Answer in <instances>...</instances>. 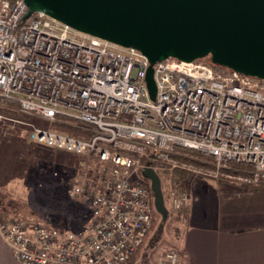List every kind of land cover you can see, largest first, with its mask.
<instances>
[{
    "label": "built area",
    "instance_id": "built-area-1",
    "mask_svg": "<svg viewBox=\"0 0 264 264\" xmlns=\"http://www.w3.org/2000/svg\"><path fill=\"white\" fill-rule=\"evenodd\" d=\"M27 9L0 0V109L15 113L0 114V132L82 160L65 184L69 198L84 200L88 222L70 231L0 218L21 264H125L151 225L143 169L166 175L178 211L191 197L172 186L174 171L264 185V79L167 59L153 64L152 100L140 51L42 12L23 19Z\"/></svg>",
    "mask_w": 264,
    "mask_h": 264
},
{
    "label": "water",
    "instance_id": "water-1",
    "mask_svg": "<svg viewBox=\"0 0 264 264\" xmlns=\"http://www.w3.org/2000/svg\"><path fill=\"white\" fill-rule=\"evenodd\" d=\"M24 18L42 12L70 27L140 51L149 61L145 81L154 100L153 64L193 62L264 79V0H23ZM156 209L165 215L158 175L143 169Z\"/></svg>",
    "mask_w": 264,
    "mask_h": 264
},
{
    "label": "rangeland",
    "instance_id": "rangeland-1",
    "mask_svg": "<svg viewBox=\"0 0 264 264\" xmlns=\"http://www.w3.org/2000/svg\"><path fill=\"white\" fill-rule=\"evenodd\" d=\"M0 114L15 115L3 109H0ZM80 161L72 153L33 143L19 134L8 136L0 132V204L7 208L12 206L17 213L15 218L26 223L59 225L66 230L79 231L88 222L85 202L67 196L65 181L68 177L77 176L75 169L79 170ZM159 178L165 215L163 217L153 204L156 217L150 238L135 259L126 264H169L167 255L173 253L178 258V232L188 208L178 211L171 207L166 175L160 173ZM198 178L191 177L185 189L195 190L199 188V184L195 188L197 182L211 180ZM201 191L200 188L196 190L198 195ZM15 205L19 208L16 209Z\"/></svg>",
    "mask_w": 264,
    "mask_h": 264
},
{
    "label": "crops",
    "instance_id": "crops-1",
    "mask_svg": "<svg viewBox=\"0 0 264 264\" xmlns=\"http://www.w3.org/2000/svg\"><path fill=\"white\" fill-rule=\"evenodd\" d=\"M198 184L200 195L186 189L176 264H264V185ZM0 264H21L1 235Z\"/></svg>",
    "mask_w": 264,
    "mask_h": 264
},
{
    "label": "trees",
    "instance_id": "trees-1",
    "mask_svg": "<svg viewBox=\"0 0 264 264\" xmlns=\"http://www.w3.org/2000/svg\"><path fill=\"white\" fill-rule=\"evenodd\" d=\"M197 61H201V62H204V63L209 64V65H214V64L211 63L209 56L204 57V58H199ZM215 66H218V65H215ZM219 67L226 68V67H223V66H219ZM190 178H191V175H189V174H187L185 172L174 171L173 178H172V186L177 188L179 192H185L186 191L185 184L187 183V181L190 180ZM142 183L148 188V191H149V193L151 195V205H152L151 225H150V228H149L146 236L144 237L143 242L138 247V249L135 252V254L126 263H131L135 259V257L138 255L139 251L145 246V243H146L147 239L149 240L150 237L148 238V236H149V233L151 232V230H152V228L154 226V220H155V217H156V210L153 207L154 202H153V195H152V192H151V189H150V181L143 177L142 178ZM260 186H263V185H256L255 187H260ZM15 207H16V209L19 208V206H16V205H15ZM16 214H17L16 210L12 206L7 208V207H4L3 205L0 204V218H15ZM86 214H87V212H86ZM59 224H61V222H59ZM53 226H57V225H53ZM57 227L63 228L62 226H59V225Z\"/></svg>",
    "mask_w": 264,
    "mask_h": 264
},
{
    "label": "flooded vegetation",
    "instance_id": "flooded-vegetation-1",
    "mask_svg": "<svg viewBox=\"0 0 264 264\" xmlns=\"http://www.w3.org/2000/svg\"><path fill=\"white\" fill-rule=\"evenodd\" d=\"M163 200H164V197H163Z\"/></svg>",
    "mask_w": 264,
    "mask_h": 264
}]
</instances>
